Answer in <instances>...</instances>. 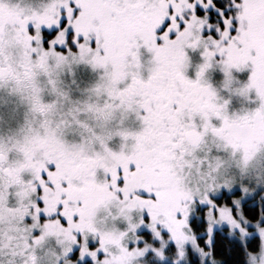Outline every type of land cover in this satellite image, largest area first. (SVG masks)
I'll use <instances>...</instances> for the list:
<instances>
[{"label": "snow or ice", "instance_id": "1", "mask_svg": "<svg viewBox=\"0 0 264 264\" xmlns=\"http://www.w3.org/2000/svg\"><path fill=\"white\" fill-rule=\"evenodd\" d=\"M17 14L39 67L54 59L57 68L86 63L102 73L92 89L100 102L77 112L102 125L133 115L139 125L88 129L94 148L68 144L34 68L20 74L0 61V81L26 88L38 117L25 145L56 146L26 153L23 220L32 228L23 264H37L32 247L57 229L55 264H264V0H47ZM233 93L252 106L230 112ZM113 136L119 148L109 146ZM5 250L14 264L11 242Z\"/></svg>", "mask_w": 264, "mask_h": 264}, {"label": "rangeland", "instance_id": "2", "mask_svg": "<svg viewBox=\"0 0 264 264\" xmlns=\"http://www.w3.org/2000/svg\"><path fill=\"white\" fill-rule=\"evenodd\" d=\"M0 2L7 5L10 10L0 13V15L13 17V4L23 7L27 5L40 6L43 0H0ZM17 39L20 45L21 42H25V44L21 51H18L19 49L14 51V58L17 61H28V63L38 66L40 58L32 60L25 51L28 47L26 36H20ZM142 55L145 61L149 59L147 53ZM197 62L198 57L193 54V66ZM45 63L48 65L47 70L40 67L34 77L41 89V102L55 105L56 110L51 118L57 122H63L60 136L66 143L94 148V144L88 143V129H92L97 135L102 132L114 131L121 126L130 130H138L139 125L133 115H128L124 119L123 125H121L119 117L102 125L93 115L76 111L86 103L100 102V98L92 93V89L100 82L102 75L100 70L93 69L86 63H74L61 68L56 67L54 59H46ZM193 71L194 67L190 68L187 75L191 76ZM47 72H52L51 79L55 82L54 87L48 83ZM236 78L242 84L247 78V72L236 74ZM221 79L219 72H213L209 76L210 83L218 89ZM221 94L226 95L223 92ZM251 106L244 98L233 93L229 111L239 113L242 109ZM30 128L39 131L38 117L31 110L27 89L24 87L18 89L15 82H0V144H2L0 151L5 156V167L0 169V264H9V260L13 259L5 250L9 242L12 244V250L16 253L14 264H23V258L19 253L24 250V238L31 241L32 224L23 220L30 202V180L32 178V171H28L32 167L26 153L38 156L56 150L54 143L43 139L26 146L25 138L29 135ZM120 142L119 136H113L108 144L116 149L121 146ZM226 159L230 160V157H226ZM260 159L264 160V154H261ZM102 220L103 216L101 215L98 217V222ZM100 226L104 227V224L100 223ZM58 231V229L48 230L46 233H42L44 238L41 244L32 247L29 254L37 258V264H55V258L61 250L62 243L57 239Z\"/></svg>", "mask_w": 264, "mask_h": 264}, {"label": "flooded vegetation", "instance_id": "3", "mask_svg": "<svg viewBox=\"0 0 264 264\" xmlns=\"http://www.w3.org/2000/svg\"><path fill=\"white\" fill-rule=\"evenodd\" d=\"M45 3L46 0H43L42 5L40 6L27 5L25 7L13 4L12 5L14 6L13 17H6L0 15V61L11 66L14 70L19 72L20 74H23V72L27 67L32 66L34 68V72H33V76H34L39 72L40 67L28 63V61L27 62L17 61L13 56L14 51L17 49H19L18 51H21V49H24V44H25V42L24 43L21 42V45L18 43L17 38L20 36L24 37V35H22L20 32L19 16L17 13L20 12L21 10H23L24 12L31 11L32 9L38 11L42 8V6ZM1 145L2 144H0V147ZM0 156H2V164L3 167H5V156L1 154V151H0ZM28 171H32V169H29Z\"/></svg>", "mask_w": 264, "mask_h": 264}]
</instances>
